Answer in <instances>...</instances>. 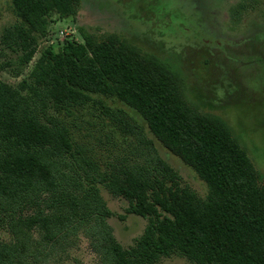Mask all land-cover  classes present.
Wrapping results in <instances>:
<instances>
[{"label": "trees", "instance_id": "trees-1", "mask_svg": "<svg viewBox=\"0 0 264 264\" xmlns=\"http://www.w3.org/2000/svg\"><path fill=\"white\" fill-rule=\"evenodd\" d=\"M11 1L19 22L3 43L17 56L0 68H15L20 77L46 33L47 18L76 16L78 4ZM80 33L83 43L67 40L58 52L45 50L17 86L0 81V233L11 237L0 240V264H49L67 229L83 225L100 264H158L174 255L195 264H264V185L230 128L187 101L185 80L171 61L122 35ZM105 99L136 112L163 147L207 184V198L181 186L156 154L147 165L124 168L122 178L94 176L86 168L91 186L80 196H61L67 177L58 158L73 146L50 110L73 117L90 104L104 109ZM96 183L127 199L129 213L148 220L134 246L125 249L116 240Z\"/></svg>", "mask_w": 264, "mask_h": 264}, {"label": "rangeland", "instance_id": "rangeland-1", "mask_svg": "<svg viewBox=\"0 0 264 264\" xmlns=\"http://www.w3.org/2000/svg\"><path fill=\"white\" fill-rule=\"evenodd\" d=\"M76 16L47 18V30L22 76L15 68H0V81L17 86L41 54L62 50L67 40L83 43L81 29L117 34L146 52L171 61L181 70L187 101L199 112L222 119L247 151L264 185V0H76ZM19 22L11 0H0V67L16 53L3 36ZM104 109L90 104L73 117L50 115L68 130L72 152L58 158L67 177L59 194L82 195L91 186L84 169L115 174L124 168L147 165L156 154L175 170L181 186L205 200L207 184L179 157L151 134L147 124L122 103L105 99ZM112 215L107 219L116 240L128 249L135 245L148 220L128 212L129 201L96 183ZM49 197L44 195L43 197ZM86 219H83L85 222ZM79 223L75 219L72 225ZM71 228V227H69ZM86 225L60 240L49 264H100L92 252ZM64 234V232L62 233ZM0 240L9 241L6 232ZM158 264H195L185 257L163 258Z\"/></svg>", "mask_w": 264, "mask_h": 264}]
</instances>
